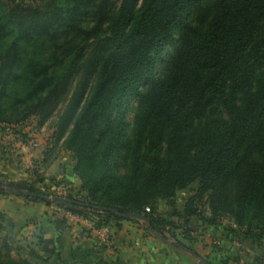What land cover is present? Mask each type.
Instances as JSON below:
<instances>
[{
    "label": "trees",
    "instance_id": "trees-1",
    "mask_svg": "<svg viewBox=\"0 0 264 264\" xmlns=\"http://www.w3.org/2000/svg\"><path fill=\"white\" fill-rule=\"evenodd\" d=\"M57 113L44 163L71 153L87 193L57 205L97 230L143 216L177 250L193 252L177 239L193 218L230 217L263 245L264 0H0V126L41 131ZM27 192L49 197L0 180L45 202ZM5 231L0 214V264H36Z\"/></svg>",
    "mask_w": 264,
    "mask_h": 264
},
{
    "label": "crops",
    "instance_id": "crops-1",
    "mask_svg": "<svg viewBox=\"0 0 264 264\" xmlns=\"http://www.w3.org/2000/svg\"><path fill=\"white\" fill-rule=\"evenodd\" d=\"M18 134L20 132L14 130L12 134L3 135L0 129V180L26 181L38 188L40 184H50L62 174L59 170L56 175L52 174V170L64 167L65 163H59L58 159L50 160L47 166L44 163L50 144L48 148L44 144L33 151L21 142ZM52 135L49 142H52ZM39 136V133L34 135ZM8 142L18 146L19 154L23 155L19 161L3 152L4 144ZM33 158L39 162L38 173L31 166ZM75 161L73 156V169ZM73 169L67 177L75 182V192L80 191L86 197L87 193L82 190L81 181ZM184 194L185 198H176L173 206L160 202L159 213L166 215L174 209L181 211L190 197ZM0 214L5 218V228L14 244L19 245L25 258L36 264H223L225 261L228 264H259L257 259L264 260V244L258 247L244 235L225 229L223 222L210 226L193 218L189 225V239L182 230H177L179 241L194 255L191 251L177 250L157 237L142 219L124 220L108 226V240L102 242L94 222L71 213L61 204L0 194ZM175 221L181 223L179 219Z\"/></svg>",
    "mask_w": 264,
    "mask_h": 264
},
{
    "label": "rangeland",
    "instance_id": "rangeland-1",
    "mask_svg": "<svg viewBox=\"0 0 264 264\" xmlns=\"http://www.w3.org/2000/svg\"><path fill=\"white\" fill-rule=\"evenodd\" d=\"M58 118V113L54 116V118L52 119V121L41 131H38L36 129V122L34 120H31L30 122H28L27 124H24L22 126H19L18 128H16V131L20 134L19 135V139H21V142L28 146V148H30V150L36 151L38 150L41 145H46V147L49 149L53 146L52 142H49V139L51 138V135L54 132V128H55V124ZM131 121H132V117H131ZM1 129V133L3 135H8V134H12L14 130H12L11 128H7L4 126H0ZM38 131V132H37ZM39 133L40 136L38 138L34 137L35 134ZM26 138H25V137ZM50 144V145H49ZM49 145V146H48ZM45 147V148H46ZM48 150V149H47ZM3 152L9 157V158H16L15 161H19V159L21 157H23V155L19 154V148L18 146L15 145V143L13 142H8L4 144L3 147ZM35 158H33L32 160V168L33 171L37 172L40 171V165L39 162H37L36 160H34ZM58 159L57 161L59 163H65L64 167H58L55 170H52V174L58 173L57 170L62 171V174H58L57 178H55L53 181H50V184H40L38 187V189H40L41 191L45 192L46 194L49 195V197L51 198H55L58 196V187L61 185H65V187L67 188V194L68 196H72V197H84L80 192H75L76 190V185L75 182H73L72 180L69 179L68 173L70 171H72L73 169V156L71 153L63 150V149H59L58 151L54 154V156L52 157V160ZM59 163L57 164V166L59 165ZM67 166V167H66ZM64 169H63V168ZM56 175V174H55ZM56 177V176H55ZM199 187L198 183L193 184L190 188L180 191L178 192V200H180V198H185L184 196H182L184 193V195H188V196H192L195 191L197 190V188ZM71 194V195H70ZM60 197H64L63 195H60ZM189 197V198H190ZM188 198V199H189ZM176 200V199H175ZM188 201V200H187ZM164 205H169L166 202H163ZM160 204V203H159ZM180 205V204H179ZM180 208H182L180 206ZM183 210V209H182ZM199 210L203 213V215H205L206 217L209 216V210L207 207V204L205 202L201 203L199 205ZM167 212V211H166ZM224 223L225 225V229L229 230V231H234V232H238L241 235H244V230L239 229L233 222V220L230 217H224L221 219V223ZM9 236L11 238V243L14 245V247L16 248V252L13 253V256L15 258H20V257H25L23 252H20L19 249V245L14 244L12 237L10 236V232L6 229L5 232L1 233V236ZM179 239V238H177ZM264 244V243H263Z\"/></svg>",
    "mask_w": 264,
    "mask_h": 264
},
{
    "label": "water",
    "instance_id": "water-1",
    "mask_svg": "<svg viewBox=\"0 0 264 264\" xmlns=\"http://www.w3.org/2000/svg\"><path fill=\"white\" fill-rule=\"evenodd\" d=\"M27 196H31V197H35V198H39L45 202H49V203H61V204H65V205H71L73 204V201L69 198H66V197H55V198H50V197H47V196H43V195H37L35 193H30V192H27L25 193ZM134 217H139L140 219H144L143 216H137V215H133ZM201 264H207V263H204L202 262Z\"/></svg>",
    "mask_w": 264,
    "mask_h": 264
},
{
    "label": "built area",
    "instance_id": "built-area-1",
    "mask_svg": "<svg viewBox=\"0 0 264 264\" xmlns=\"http://www.w3.org/2000/svg\"><path fill=\"white\" fill-rule=\"evenodd\" d=\"M57 190L59 191L57 197H60V195H63L66 198L68 197L67 188L64 185L59 186ZM146 211L147 212H150V208H146ZM95 231L99 235V237H100V239H101L102 242H105V241L108 240V237H109V227H104V228H102L100 230H95Z\"/></svg>",
    "mask_w": 264,
    "mask_h": 264
}]
</instances>
